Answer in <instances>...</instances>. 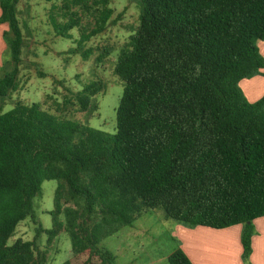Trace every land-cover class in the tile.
I'll return each mask as SVG.
<instances>
[{"label":"trees","instance_id":"obj_1","mask_svg":"<svg viewBox=\"0 0 264 264\" xmlns=\"http://www.w3.org/2000/svg\"><path fill=\"white\" fill-rule=\"evenodd\" d=\"M97 1L95 26L80 34L78 48L112 13L109 0ZM138 1V27L113 66L123 82L113 133L57 117L38 102L0 111V264H45L36 238L44 232L50 242L61 231L74 253L114 264L99 243L144 208L188 226L243 224L249 253L252 220L264 216V94L249 101L239 83L264 75V0ZM17 2L0 0L13 64L0 78V98L17 88ZM76 25L52 20L66 38ZM101 90L99 82L84 84L74 94L79 109H96ZM45 179L58 182L51 227L38 222L32 240L10 242L20 221L37 223L33 199ZM167 261L193 264L180 247Z\"/></svg>","mask_w":264,"mask_h":264},{"label":"rangeland","instance_id":"obj_2","mask_svg":"<svg viewBox=\"0 0 264 264\" xmlns=\"http://www.w3.org/2000/svg\"><path fill=\"white\" fill-rule=\"evenodd\" d=\"M63 2L18 0L16 15L22 45L17 65V88L0 98V111L10 109L17 101L26 104L38 102L57 117L74 119L113 133L116 108L123 89V82L114 74L113 66L119 49L127 44L129 36L138 27L139 1L109 0L107 6L112 8V13L105 29L91 36L82 48H78L76 40L80 34L89 32L95 26L100 4L97 0H84L80 5L68 4V7H64ZM69 18L77 21L76 27L69 31L72 37L57 35L52 20L62 23ZM8 29L7 23H0V78L13 68L10 49L4 37ZM258 46L264 56V40L259 41ZM85 49L91 50L87 57L81 54ZM256 76H259L258 81H251ZM243 80L240 87L249 101L256 100L264 93V75L257 74ZM90 81L102 85V90L95 96L97 107L81 111L74 94ZM248 81L255 84H251L250 89ZM257 90L260 93L258 96L255 95ZM57 183L55 179L42 181L40 192L33 199L37 223L30 217L20 221L10 242L19 237L32 240L38 222L43 228L51 227L49 211L53 209ZM182 225L177 220L166 218L161 209L144 208L132 225L120 227L105 237L99 246L114 254V264H169L168 254L182 241ZM36 244L45 255V264H61L66 259H71L73 264H102L95 256L88 259L87 251L74 253L64 231L50 242L42 232L36 238Z\"/></svg>","mask_w":264,"mask_h":264},{"label":"crops","instance_id":"obj_3","mask_svg":"<svg viewBox=\"0 0 264 264\" xmlns=\"http://www.w3.org/2000/svg\"><path fill=\"white\" fill-rule=\"evenodd\" d=\"M261 71L264 72V69ZM252 79L251 81H258L259 76ZM242 81L244 80L242 79L239 84ZM251 81H248L250 85L247 84L249 89L251 84L255 85ZM259 94L257 90L255 95ZM181 227L182 241L178 247L185 252L193 264H264V216L252 220L253 232L250 235V250L247 255H244L241 243L243 224L224 228L185 224Z\"/></svg>","mask_w":264,"mask_h":264}]
</instances>
